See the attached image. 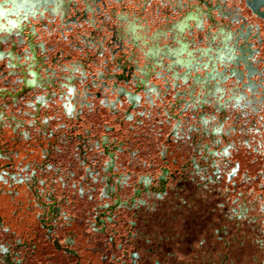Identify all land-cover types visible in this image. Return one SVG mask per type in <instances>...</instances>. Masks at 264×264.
<instances>
[{"label": "flooded vegetation", "instance_id": "1", "mask_svg": "<svg viewBox=\"0 0 264 264\" xmlns=\"http://www.w3.org/2000/svg\"><path fill=\"white\" fill-rule=\"evenodd\" d=\"M241 2L257 22L236 0H0L5 264H264V5Z\"/></svg>", "mask_w": 264, "mask_h": 264}, {"label": "rangeland", "instance_id": "2", "mask_svg": "<svg viewBox=\"0 0 264 264\" xmlns=\"http://www.w3.org/2000/svg\"><path fill=\"white\" fill-rule=\"evenodd\" d=\"M264 1V0H263ZM236 3L241 7V12L244 14V15H246L247 16V18H248V20L250 21V22H257V20H255L254 19V17H252L249 13H248V11H247V9L245 8V6H244V4L241 2V0H236ZM192 8V7H191ZM190 8V9H191ZM178 15H183V12L182 13H180V14H178ZM176 17H177V15H176ZM221 23L222 24H224V21L221 19ZM215 23H212V24H210V28L209 29H211V30H213L214 29V27H213V25H214ZM152 26L153 27H155V28H159V27H163V28H167V26H165V25H163L162 23H158V22H154L153 21V24H152ZM152 27V28H153ZM238 27H240V29H243V26H240V25H238L237 23H232V24H227V22H226V28L229 30V28H231V29H234V30H236V31H239V29H238ZM167 30H169V28H167ZM211 32V31H210ZM210 32L205 36V38H204V41H202V39H199V40H197V44H199V45H201V46H209V45H211L212 44V42L211 41H213V39H214V37L217 35V34H215L214 36H213V38H211V35H209L210 34ZM166 32H163V34H165ZM213 35V34H212ZM262 35L264 36V31H262ZM245 40H247V39H245ZM248 40L250 41V42H253V40H254V35L252 36V37H250V38H248ZM166 42H169L170 40L168 39V40H165ZM48 42H50V43H53L54 44V47H57V48H64L65 50H67V47L65 46V45H62V44H58V45H56L57 43V41H56V39L55 38H50L49 40H48ZM250 44H252V43H250ZM235 45H236V43H235ZM258 47H260L261 48V51H262V55H263V57H264V44H259L258 45ZM222 56H224V55H222ZM229 65V64H228ZM228 65H226V67H225V69L226 68H228ZM130 89H132V84H130V85H127ZM122 108H124V109H126L127 107L126 106H124V107H122ZM207 111H210L211 112V114H213L214 112H215V110L210 106V108H208L207 109ZM131 118V116H128V119H130ZM211 119L214 121L215 119H214V117L212 116L211 117ZM228 124H235V123H231V122H229ZM208 129H209V136H211V137H213V133H211V131H210V128H212V122H209V125H208V127H207ZM212 132H214V131H212ZM208 135H206V136H204L203 137V140H202V142L204 141V142H209L210 143V145H212L211 144V142H210V140H209V138H208ZM1 145L2 146H5V145H7V146H9V144L8 143H4V142H2L1 143ZM14 145V144H13ZM179 145H180V147H179ZM178 146V147H177ZM235 148H236V146L235 145H233ZM196 147V146H195ZM197 148V147H196ZM239 150V147H237L236 148V150ZM197 150V149H196ZM173 151H174V154L175 153H178L179 155H181V156H183V158H181L182 160L185 158L186 160H188V158L190 157V156H192L193 157V154H196V151H194V146L192 145V144H190V143H185V146H183V145H181V143H175V145H174V148H173ZM134 154V153H133ZM233 156H234V158L235 157H243L244 156V153L243 152H239L238 154H236L234 151H233ZM245 157V156H244ZM199 158V157H198ZM102 159H105V158H102ZM245 159H246V161L245 162H248L250 165H251V170H252V175H255V174H261V176H262V178H261V180L260 181H264V160L263 159H261V158H256L255 160L254 159H251L250 158V160H249V158H248V156H246L245 157ZM252 161H255V163L256 164H252ZM260 171H263V173L262 172H260ZM4 227H5V223H2L1 222V220H0V229H4ZM7 234L5 233V234H3L2 232H1V230H0V243H3L4 244V242H5V240L7 239ZM14 240H15V238H14ZM254 242H256L257 244H263L261 241H259V243H258V241H254ZM255 244V243H254ZM260 246H263V248H264V245H260ZM263 252H264V250H263ZM0 261L2 262V263H0V264H5L6 262H5V260H6V258H5V255L4 254H2L1 256H0Z\"/></svg>", "mask_w": 264, "mask_h": 264}, {"label": "bare ground", "instance_id": "3", "mask_svg": "<svg viewBox=\"0 0 264 264\" xmlns=\"http://www.w3.org/2000/svg\"><path fill=\"white\" fill-rule=\"evenodd\" d=\"M261 5H264L263 0H254L253 7L255 8V10L256 9L259 10ZM263 16H264V14H263Z\"/></svg>", "mask_w": 264, "mask_h": 264}]
</instances>
